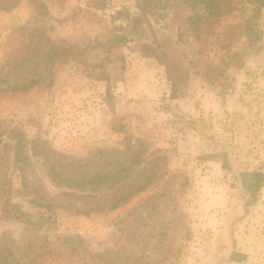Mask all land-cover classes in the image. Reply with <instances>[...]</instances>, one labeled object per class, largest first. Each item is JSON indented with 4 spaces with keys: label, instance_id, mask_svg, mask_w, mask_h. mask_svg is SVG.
Here are the masks:
<instances>
[{
    "label": "rangeland",
    "instance_id": "obj_1",
    "mask_svg": "<svg viewBox=\"0 0 264 264\" xmlns=\"http://www.w3.org/2000/svg\"><path fill=\"white\" fill-rule=\"evenodd\" d=\"M206 1L0 0V264H264V0Z\"/></svg>",
    "mask_w": 264,
    "mask_h": 264
},
{
    "label": "trees",
    "instance_id": "obj_2",
    "mask_svg": "<svg viewBox=\"0 0 264 264\" xmlns=\"http://www.w3.org/2000/svg\"><path fill=\"white\" fill-rule=\"evenodd\" d=\"M216 1L217 0H208L206 1V3L208 2V6L210 8H212L213 6H216ZM205 2V1H204ZM201 3V0H190V4H192V7L193 9L197 8L198 4ZM120 14L122 12H119ZM129 17L131 18V15H129ZM143 18L138 16V17H133L131 19V23H132V29L135 30V33H138L140 32L141 30V23H142V20ZM148 22V21H147ZM159 47V45H158ZM155 50L156 48L152 47L151 45H144V56L146 57H155ZM101 77H98L100 80H105V81H109L110 79V76L109 75H100ZM174 88V86H173ZM175 89V88H174ZM177 93V90L175 89L173 91V96H175ZM24 140L20 139L19 140V143L17 145V151H18V154L19 156L21 155H24V151H23V148H24V144H23ZM226 155L224 156V159H223V167L224 169H227L229 167V163L227 162V159H226ZM241 180H242V185L244 187V189L246 191H248L251 195V201L249 203H247V206H252L254 204L257 203L258 201V198H259V192L261 190V187L262 185H264V173L263 172H259V171H253V172H249V171H246V172H243L241 173ZM247 259V255H245L244 253H238V252H233L230 256V263L231 262H235V263H241L243 261H245ZM4 264H10V263H4Z\"/></svg>",
    "mask_w": 264,
    "mask_h": 264
}]
</instances>
